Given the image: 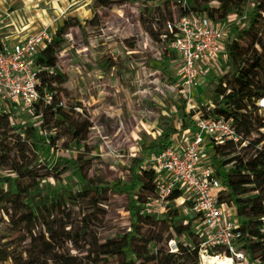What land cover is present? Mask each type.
I'll return each mask as SVG.
<instances>
[{
  "label": "rangeland",
  "instance_id": "1",
  "mask_svg": "<svg viewBox=\"0 0 264 264\" xmlns=\"http://www.w3.org/2000/svg\"><path fill=\"white\" fill-rule=\"evenodd\" d=\"M164 1L143 4L139 0H116L115 5L100 8L94 0H0L2 41L15 42L43 30L54 34L57 27L67 25L65 42L54 68L67 78L65 90L59 91L58 99L66 110L77 113L78 124L86 121L90 125L86 141L76 147L64 131L40 132V120L32 110L21 105L10 113L15 139L19 136L26 142L25 149L18 155L11 153L10 158L23 160V165L37 175H46L39 184L47 192L49 201L64 190L79 191L84 179L73 167L76 158L84 162L87 177L97 180L100 186L130 187V166L134 159L150 166L145 161L151 153H146L142 146L160 135V118L172 117L174 127L181 128L179 108L182 107L184 114L192 113L180 93L177 57L167 50L163 40L164 21L169 16L177 19L179 10L171 0L165 7ZM214 78L215 74L203 73L202 85L195 91L199 95L193 104L199 113L204 114L211 106L212 94L207 85ZM29 128L32 134L28 133ZM50 136L57 139L54 145L48 146ZM5 142L9 140H3L0 157L8 149L2 147ZM203 165L217 168L211 151L207 152ZM7 178L15 181L17 176L7 166L0 165V180ZM0 188L7 189L3 183ZM138 190L136 187L135 191ZM129 202L121 192L109 194L100 205L101 210L89 219L86 215L91 210L85 204H68L55 217L60 238L51 249L65 257H75L79 264H92L87 258L89 243L75 237V233L85 227L88 240L93 242L121 236L133 221ZM189 207L190 203L182 198L170 203L169 210L177 212L176 220L187 223L193 219L188 216ZM141 208L150 230L158 234L157 242L150 245L152 252L161 246L176 252L177 242L192 245L188 234L167 240L170 231L162 222L168 210H161L154 198ZM192 222L191 232L201 234V223ZM25 244L22 238L13 247L19 253ZM207 260L199 258V264H208Z\"/></svg>",
  "mask_w": 264,
  "mask_h": 264
},
{
  "label": "trees",
  "instance_id": "2",
  "mask_svg": "<svg viewBox=\"0 0 264 264\" xmlns=\"http://www.w3.org/2000/svg\"><path fill=\"white\" fill-rule=\"evenodd\" d=\"M143 4L154 0H139ZM247 0H188L189 8H178L177 19L169 16L164 21L165 41L171 37L165 32L166 22L176 23L189 13L205 14L213 20H222L228 15L241 12ZM116 0H94L96 7L107 8L115 5ZM170 0L164 1L168 7ZM214 4V6H211ZM159 15H162L161 13ZM161 19H164L160 16ZM159 18V19H160ZM67 25L57 27L52 41L42 49L36 59L39 67L40 93L53 94L51 104L42 101L32 109L34 116L40 120L39 130L42 133H58L64 131L71 142L79 147L87 139L90 125L85 121L78 124L77 113L66 110L58 99L59 91L65 90L66 76L54 71L58 52L65 42ZM163 35V36H164ZM228 70L221 77L212 79L207 88L211 91V106L200 113L203 117L213 116L230 121L235 130L250 139L249 145L238 148L233 143L214 146L212 158L217 164L215 171L220 178L224 191L218 194L220 204H225L235 211L241 222L240 230L246 241L245 249L253 259L264 260V234L260 232L259 218L264 216V151H258L254 145L259 142L258 129L264 126V111H260L257 102L264 97V0H254V8L249 27L232 38L227 46ZM183 128L191 125L193 113L184 114L179 108ZM160 135L147 141L142 146L146 153L156 154L170 145L176 129L172 117L163 116L159 121ZM32 128L28 133L32 134ZM9 116L0 115V146L3 140H9L5 146V156L0 157V165L7 166L17 179L0 180L7 189L0 188V264L13 261L14 264H79L75 257H65L51 249L60 238L59 223L55 217L64 211L68 204L83 203L91 211L86 215L89 219L101 210L102 202L109 194L121 192L129 199L128 210L133 221L128 231L121 236L107 239L104 242L88 240L87 230L81 228L75 237H81L89 243L88 256L92 264H199V235L191 232L192 221L184 223L176 220V211H170L169 205L183 197L176 190L168 198L169 204L163 224L168 234L167 240L188 234L192 245L181 242L175 244L176 252L158 247L154 252L150 245L158 240V234L150 230V223L142 213L141 205L150 198L156 200V173L143 160L134 159L130 166V187L100 186L94 178H88L85 164L80 159L74 161V168L80 171L84 182L77 193L64 190L54 195L49 201L47 192L40 186L39 180L46 175H37L34 170L23 165V160L10 158L11 153L24 150L25 140L19 136L15 139ZM2 138V139H1ZM55 137H49V145H54ZM85 147V146H84ZM19 158L21 157L18 156ZM22 158V157H21ZM80 160V162H79ZM229 167V168H228ZM228 168V169H227ZM48 177V176H47ZM138 187L139 190L135 191ZM35 194L34 196H32ZM29 199V201H26ZM135 199V202L131 200ZM86 218V219H87ZM147 227V228H145ZM16 235V236H15ZM174 235V236H173ZM15 236L14 238H12ZM26 242L22 252L13 247L20 239ZM67 239L69 236H67ZM25 256V259L22 257Z\"/></svg>",
  "mask_w": 264,
  "mask_h": 264
},
{
  "label": "built area",
  "instance_id": "3",
  "mask_svg": "<svg viewBox=\"0 0 264 264\" xmlns=\"http://www.w3.org/2000/svg\"><path fill=\"white\" fill-rule=\"evenodd\" d=\"M177 4L189 8L188 0H177ZM253 8L254 0H247L241 12L222 20L189 13L174 24H165V32L171 36L166 41L167 50L177 57L180 93L186 108L193 113L192 123L178 145L170 144L161 152L150 154L145 163L156 173L155 203L161 210H166L168 198L176 190L190 203L188 216L202 225L198 252L201 261L209 257H228L232 264H264V260L253 259L244 248L246 241L235 211L219 203L218 194L225 189L215 168L203 165L207 152L214 146L233 143L244 148L254 136L244 137L230 121L221 117H203L193 104L199 95L195 91L202 85L203 73L221 77L227 72V46L233 37L248 29ZM52 38L53 34L43 30L15 42L0 40V115L10 117L17 105L32 110L40 101L51 104L53 94L40 93L36 59ZM257 107L264 111V97L257 102ZM257 136L260 140L254 148L264 151V126L258 129ZM259 221V230L264 234V216Z\"/></svg>",
  "mask_w": 264,
  "mask_h": 264
},
{
  "label": "crops",
  "instance_id": "4",
  "mask_svg": "<svg viewBox=\"0 0 264 264\" xmlns=\"http://www.w3.org/2000/svg\"><path fill=\"white\" fill-rule=\"evenodd\" d=\"M181 128H175L176 129V133L173 135L172 139H173V142L172 144H176L178 145L181 141V138L183 137L184 135V132L187 130V128H183L182 127V124H180ZM171 139V141H172Z\"/></svg>",
  "mask_w": 264,
  "mask_h": 264
},
{
  "label": "bare ground",
  "instance_id": "5",
  "mask_svg": "<svg viewBox=\"0 0 264 264\" xmlns=\"http://www.w3.org/2000/svg\"><path fill=\"white\" fill-rule=\"evenodd\" d=\"M207 259L208 264H232L231 259L228 257H209Z\"/></svg>",
  "mask_w": 264,
  "mask_h": 264
}]
</instances>
